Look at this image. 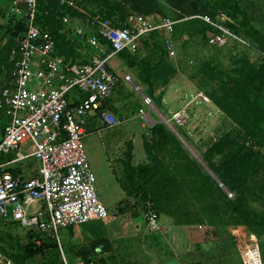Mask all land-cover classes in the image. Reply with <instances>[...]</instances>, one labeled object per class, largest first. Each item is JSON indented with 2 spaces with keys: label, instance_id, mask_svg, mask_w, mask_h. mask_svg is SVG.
Masks as SVG:
<instances>
[{
  "label": "trees",
  "instance_id": "trees-1",
  "mask_svg": "<svg viewBox=\"0 0 264 264\" xmlns=\"http://www.w3.org/2000/svg\"><path fill=\"white\" fill-rule=\"evenodd\" d=\"M73 1L74 7L62 8L57 0H38L35 12L36 26L54 38L56 55L64 62H86L85 41L97 31V24L92 22L96 16L113 27H122L132 13L169 17L170 12V18L177 21L172 33L150 32L142 38L138 51L120 52L116 57L134 73L137 87L144 88V95L158 109L162 110L168 85L184 76L230 127L208 140L199 157L232 198L174 134L164 125L155 124L142 134L147 163L136 168L126 166L127 175L120 183L130 200L125 201V209H142L149 203L158 217H167L174 227L211 228L214 240L205 241L208 247L203 242L195 243L194 253L186 255L188 264H242L231 234L239 226L256 237L264 264V0ZM10 2L0 0V76L5 75L7 83L12 70L8 53L25 31L24 19L11 13ZM217 14L227 18V27L244 44L231 41L223 47L210 46L208 37L213 32L208 25L195 18L183 20ZM63 15L77 19L84 28L82 36L61 22ZM167 40L176 52L173 59L168 57ZM123 87L119 79L106 100L107 108L119 118L123 115L108 104L115 95L123 101ZM175 128L189 141L182 127ZM126 145L131 148L130 142ZM11 172L17 175L20 170ZM0 222L8 235V240L0 236V251L15 263L63 264L51 235L26 229L21 240L18 223ZM65 230L71 236L64 247L71 261L113 264L118 258L104 230L87 231L89 235L80 241H73V228Z\"/></svg>",
  "mask_w": 264,
  "mask_h": 264
},
{
  "label": "built area",
  "instance_id": "built-area-1",
  "mask_svg": "<svg viewBox=\"0 0 264 264\" xmlns=\"http://www.w3.org/2000/svg\"><path fill=\"white\" fill-rule=\"evenodd\" d=\"M37 1L10 2L11 13L24 19L25 31L8 53L12 65L10 87L0 89V110L8 118L0 140V219L51 235L63 264H94L80 259L68 262L59 238L61 229L77 228L108 216L97 197L96 177L82 142L86 117L94 113L105 129L120 126L122 121L106 104L120 79L109 69V61L120 52L138 51L142 38L150 32L172 33L177 21L167 16L153 18L132 13L124 26L113 27L96 16L92 22L97 24V31L85 41L94 53H85L86 62L75 59L66 63L56 55L54 38L36 26ZM57 1L62 8L74 7L73 0ZM193 18L212 30L210 46L223 47L231 41L245 43L229 30L223 14L195 15L183 20ZM60 20L77 36L83 35L84 28L74 17L63 15ZM166 49L173 59L175 50L170 40L166 41ZM125 80L131 82L129 76ZM74 89L79 94L71 93ZM141 99L148 111L139 109L138 115L142 126H150L153 104L146 95ZM187 119L184 110L171 116L177 127H183ZM26 145L28 149L23 152L21 148ZM6 155L10 158L2 161ZM26 158L37 161L36 169L13 175L10 166ZM227 196L232 198L230 193ZM143 214L147 229L158 232L159 217L149 203L144 205ZM231 234L242 264H262L258 241L251 232L239 226ZM0 264L17 263L0 251Z\"/></svg>",
  "mask_w": 264,
  "mask_h": 264
},
{
  "label": "rangeland",
  "instance_id": "rangeland-1",
  "mask_svg": "<svg viewBox=\"0 0 264 264\" xmlns=\"http://www.w3.org/2000/svg\"><path fill=\"white\" fill-rule=\"evenodd\" d=\"M163 3H166V0H164ZM167 14L169 17L173 16L170 12H167ZM147 16L157 18L161 15L151 13ZM86 52L91 54L94 53L89 47H87ZM251 58L254 59L253 56ZM110 66L111 67L109 69L117 74L123 83V88H125L124 90H126L123 91V101H119L116 95L111 99L112 107L116 108L118 112L123 115L121 118L116 116L122 122L119 127L113 129H105L99 123V125L97 124L96 128L92 130V132L85 126V134L82 138L91 169L96 177L95 189L97 197L107 209L108 216L104 220L87 222L77 228L81 232L104 230L112 242L115 238L121 237V240L124 242L122 245L123 251L121 252L123 257L119 258V252H117L118 258H116L113 264H135L143 259L145 246L141 247V252L137 255L134 250L135 243L131 242L130 239L127 241V238H134V234H146L147 228L145 218L139 208L130 207L125 209V206L124 208L119 209L122 204H125L123 201L125 196L122 193L120 185L121 181L124 179V174L119 167V162L115 161V158L120 157L121 149L126 147L130 137L133 138L136 136L139 141L135 142V148L143 150L141 144L142 134L147 132V130L155 124H162L182 142L187 152H189L191 156L198 161L197 163L207 170L205 164L202 163L199 157V151L203 149L204 144L208 140L215 138L216 135L221 134L230 127L228 121L222 118V115L216 111V108L208 100H205L202 97V94L198 93L194 86L191 85L192 83L184 76H178L170 85H168L169 87L162 101V110L158 109L155 103L152 102L153 110L149 111V116L151 118L150 126L143 125V127H141L143 121L139 119V116H137L138 111L139 109H142L145 113L148 111L141 99V96L144 95V88L142 86L137 87L134 73L129 71L123 65L122 61L116 56L110 60ZM125 76H129L131 82L126 81ZM71 93L79 94L76 89L72 90ZM179 110H184L188 116L187 123L182 128L189 133V141H186L183 136L177 132V129L175 128L176 125L171 120L172 114ZM89 114L94 116V113ZM86 121H89V119ZM27 147L28 145L21 148L23 152L28 149ZM27 161H29L31 165L30 169H36L37 161L34 158L24 161V164ZM14 166H19V164ZM119 202L121 203L119 204ZM118 210H122L119 215L116 214V211ZM119 221L122 222H120L122 224L120 226V228L122 227L120 230L116 228ZM128 222H130V224H127ZM124 224L126 225L124 226ZM0 230L3 231L0 236L4 240H8V235L7 233H4V228L1 222ZM25 231L26 228H20L17 230L21 240H23ZM198 232L200 233L199 238L203 240V243H205V241H213L209 234L203 235L204 231L199 230ZM155 236L161 239L160 244L167 245L165 244L167 242L164 234L159 233ZM170 236H172V234H170ZM70 237L71 236L65 229H61L59 231V238L62 244L60 248L63 249L68 262L71 263L76 262L77 260L71 261L67 255L66 248H64ZM172 240L174 239L172 238ZM185 240L186 239L184 238V242ZM73 241H77V239H73ZM205 244L207 245L208 243ZM128 245L132 247V251H128ZM206 247H208V245ZM160 248L162 251L160 256L166 258L168 257V259L165 260L167 264H184V261L186 262L185 259L177 261L169 258L168 250L162 249L161 245ZM187 249L188 251L191 250L189 245L187 246ZM156 260H158V258H154V261ZM162 260L163 259L160 261ZM151 261L153 260L151 259Z\"/></svg>",
  "mask_w": 264,
  "mask_h": 264
},
{
  "label": "crops",
  "instance_id": "crops-1",
  "mask_svg": "<svg viewBox=\"0 0 264 264\" xmlns=\"http://www.w3.org/2000/svg\"><path fill=\"white\" fill-rule=\"evenodd\" d=\"M160 3L161 1L158 0ZM163 3V2H162ZM109 68L111 67L110 66V61H109ZM7 78L5 77V75H1L0 76V89L4 88V87H7L10 85L11 83V76L9 77V81L7 83ZM10 87V86H9ZM109 103V102H108ZM112 104V103H111ZM111 104H108V107L111 105ZM112 106V105H111ZM139 116V115H137ZM89 119V121H86V127L92 132V130H94L96 128V125L98 124L99 125V122L96 118V116L94 115H90L86 118V120ZM94 119V120H93ZM140 119V117H139ZM8 122V118L6 117V115L4 114V112L2 110H0V140L2 138V135H3V129L4 127L6 126ZM141 127H143L141 125ZM102 128V127H101ZM184 130V129H183ZM178 132V131H177ZM187 135L189 137V133L187 132ZM178 139V138H177ZM131 141V142H130ZM136 141H139L136 136L133 137V138H129L128 142L127 143H131V148H129L127 145L125 148H122L121 149V153H120V157L119 158H115V161H118L119 162V167L121 168V171L123 172V174L126 176L127 175V169L128 167H126L127 165L131 168H136L140 165H144L147 163V158H146V154H145V151L143 149V146H142V149L141 150L140 148L139 149H136L135 148V142ZM141 144H142V141H141ZM118 148V147H116ZM113 149V148H112ZM119 149V148H118ZM114 150V149H113ZM10 156H2L1 157V160H7L9 159ZM30 158H26L24 160H22L21 162H18V163H14L12 164L10 167H11V171H15L17 169L20 170L19 174L17 175H21L23 170L26 171L27 169H30V163L29 161H27L25 164H24V161L26 160H29ZM19 164V166H14V165H17ZM29 167V168H28ZM126 168V169H125ZM207 168V167H206ZM35 169V168H34ZM32 168V170H34ZM31 170V169H30ZM208 175L219 185V187L226 193H229L224 187L223 185L217 180V178L211 173V171L207 168L204 169ZM10 171V172H11ZM13 173V172H12ZM123 195L125 196V193L122 191ZM231 194V193H230ZM232 195V194H231ZM124 202H130V200L125 196V199L123 200ZM122 201V202H123ZM121 202H119L120 204ZM126 206V204H125ZM144 208V206L142 207V209ZM141 210V213L143 214V210L141 208H139ZM121 213H119V210L117 211V215H119ZM144 216V214H143ZM121 221H119V224L116 225V228L117 229H121L120 226L122 225L120 223ZM127 224H130V222H128ZM146 224V222H145ZM126 224H124L125 226ZM201 226V229H199L198 227ZM130 227V225H129ZM147 228V227H146ZM159 228L160 230L158 232H150L148 229H147V233L146 234H134V238H127V241L130 239L131 242H134L135 244V253L137 255L140 254V250H141V247L142 246H145V250H144V253H143V259L139 262H136L135 264H157V263H166V259H168V257H161V248H160V245L162 247V249H167L168 250V253H169V258L171 259H175V260H183L185 259L186 262L184 261V264H188L190 262V260H188L186 258V255L187 253H194L193 251V245L195 243H200L202 242L203 240H201L199 238V235L200 233L198 232L199 231H204L203 235H206V234H209L211 239H213V237L211 236V228L207 227V226H204V225H196V226H184V227H174L170 221V219H168L167 217L165 216H160L159 217ZM137 229V228H136ZM164 234V237H165V240L167 243V245H164V244H160L161 243V239L156 237L155 235L157 234ZM196 236H195V234ZM170 234H172V236H170ZM194 234V235H192ZM86 235H89L87 231H79L78 228H73V239L77 241H80L81 237H85ZM138 237H137V236ZM180 236V237H179ZM174 240H172V238ZM184 238L186 239L185 242H184ZM125 239V237H124ZM115 241V242H114ZM113 241L114 243V247H115V250L117 252H119V258L120 257H123L121 252L123 251V244L124 242L121 240V237L119 238H115V240ZM125 241V240H124ZM188 244L189 247L191 248L190 251H188L187 249V246L186 245ZM236 246V245H235ZM186 249V250H185ZM237 249V248H236ZM143 250V249H142ZM128 251H132V247L130 245H128ZM238 252V250H237ZM121 254V255H120ZM157 256V257H156ZM154 258H158V260L154 261ZM151 259L153 261H151ZM161 259H163L162 261H160ZM167 264V263H166Z\"/></svg>",
  "mask_w": 264,
  "mask_h": 264
},
{
  "label": "water",
  "instance_id": "water-1",
  "mask_svg": "<svg viewBox=\"0 0 264 264\" xmlns=\"http://www.w3.org/2000/svg\"><path fill=\"white\" fill-rule=\"evenodd\" d=\"M124 207H125V204H122V206L119 209L124 208ZM116 214H117V211H116Z\"/></svg>",
  "mask_w": 264,
  "mask_h": 264
}]
</instances>
